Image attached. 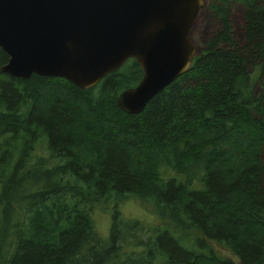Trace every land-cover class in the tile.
<instances>
[{
	"label": "trees",
	"instance_id": "16d2710c",
	"mask_svg": "<svg viewBox=\"0 0 264 264\" xmlns=\"http://www.w3.org/2000/svg\"><path fill=\"white\" fill-rule=\"evenodd\" d=\"M203 6L201 51L139 114L133 59L88 90L0 71V264H264V0Z\"/></svg>",
	"mask_w": 264,
	"mask_h": 264
},
{
	"label": "water",
	"instance_id": "95a60500",
	"mask_svg": "<svg viewBox=\"0 0 264 264\" xmlns=\"http://www.w3.org/2000/svg\"><path fill=\"white\" fill-rule=\"evenodd\" d=\"M204 0H0L2 73L96 86L129 59L142 79L117 106L139 114L185 74L196 49L190 31Z\"/></svg>",
	"mask_w": 264,
	"mask_h": 264
},
{
	"label": "rangeland",
	"instance_id": "374dc122",
	"mask_svg": "<svg viewBox=\"0 0 264 264\" xmlns=\"http://www.w3.org/2000/svg\"><path fill=\"white\" fill-rule=\"evenodd\" d=\"M239 9L240 8H236L235 6L231 7V11L233 15L232 19L238 35H240L242 29L239 13H238ZM211 26L212 24L208 11L203 6L195 19V22L191 28L190 36H189L197 53L201 51L204 45V39ZM254 91L256 93L261 91V85L257 84L255 86ZM41 154H44V152H41ZM121 212L123 213V215L127 216L128 218H137L139 220H142L150 224L155 223V217L154 215H152L149 206L142 205L134 200L126 201V203L123 206H121ZM92 216L97 231L99 232L100 235L106 237L108 235V230L110 225L109 209L103 206L97 207L94 210Z\"/></svg>",
	"mask_w": 264,
	"mask_h": 264
}]
</instances>
